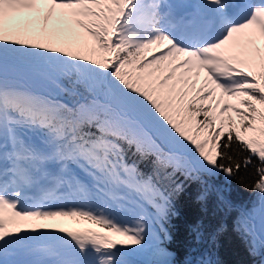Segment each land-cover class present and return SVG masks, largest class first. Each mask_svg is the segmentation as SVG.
<instances>
[{
    "label": "rangeland",
    "instance_id": "obj_1",
    "mask_svg": "<svg viewBox=\"0 0 264 264\" xmlns=\"http://www.w3.org/2000/svg\"><path fill=\"white\" fill-rule=\"evenodd\" d=\"M207 2L217 4L216 0H191L176 6L177 1L172 4V0H70L65 3L0 0V47L7 49L2 30L20 25L28 27L31 34L24 48L42 58L45 66L39 71L48 80L37 85L25 72L10 68L0 51V99L6 100V107L0 109V155L5 161H16L10 172L23 178L24 183L18 190L32 185L44 196L62 198L69 192L65 186L68 180H83L107 196L109 204H114L130 220L122 224L84 206L23 213L14 211L11 203L0 198V217L4 220L0 224V264H21L43 258H52L55 264H164L169 261L168 251L161 243L164 231L158 218L166 194L152 184L135 180L122 162L107 160L97 148L86 149L81 143H74L73 138L65 139L66 128L56 133L34 119V106H58L65 101L55 75L61 73L64 63H70L77 70L84 69V63L97 60L101 69H105L100 57L102 49L96 50L98 42L94 36L100 32L98 28L104 29L101 33L105 37L111 33L115 39L124 35L143 51V64L136 69L138 80L149 84L153 80L151 70L167 69L180 81L182 92L208 108L217 127L232 130L264 157V129L257 126L250 134L242 128L246 125L244 118L248 117L243 112L249 109H245L247 96H253V100L257 95L252 91H257L264 98V28L261 26L264 19L258 21L253 16L247 25L237 29L223 25L224 36L219 43L202 49H186L178 61L175 58L181 49L173 46L167 34L160 37L152 30L158 24L162 27L163 20L170 16L159 10L163 6L170 11L176 7L177 11L189 4L203 12ZM106 23L109 29H105ZM99 42L102 45L104 40ZM190 52H194L191 57ZM217 53L228 73L236 79L233 83L226 84L224 77L207 64ZM79 64L83 65L78 67ZM163 79L157 90L167 96L164 85L168 81ZM132 92L134 87L118 88L111 96L104 91V98L120 113L121 118H114L118 128L132 133L138 146L156 153L175 168L186 173L212 171L214 153L189 157L198 143L192 136L195 124H181L173 105L158 103V99L147 98L140 91ZM26 99H32L34 106L27 104ZM249 107L264 110L261 102ZM69 144L71 148L67 147ZM49 178L56 184L43 192L42 183ZM72 187L75 185L69 188ZM81 200L87 204L86 197ZM11 218L18 223L21 219V225L11 227ZM52 223L56 226L49 228ZM254 229L257 234L254 243L260 245L264 241V199L255 215Z\"/></svg>",
    "mask_w": 264,
    "mask_h": 264
},
{
    "label": "trees",
    "instance_id": "obj_2",
    "mask_svg": "<svg viewBox=\"0 0 264 264\" xmlns=\"http://www.w3.org/2000/svg\"><path fill=\"white\" fill-rule=\"evenodd\" d=\"M105 29H108L107 23ZM97 30L100 32L94 36L98 42L96 50L102 49L100 57L105 69H101L97 60L79 64L78 67L83 65L84 69L77 70H73L70 63H64L61 73L55 75L62 90L61 97L67 102L41 107L30 102L35 109L34 119L45 124V129L57 133L66 128L65 139L73 138L74 143H81L86 149L97 148L107 160L122 162L135 180L152 184L166 194L158 213L164 231L161 243L170 261L164 264H262L264 241L260 245L254 243L257 235L254 218L264 199V157L232 130L217 127L208 108L182 92L180 81L167 69L151 70L153 80L149 84L138 80L136 69L143 64V51L132 46L124 35L109 47L101 33L104 29ZM1 33L7 49L0 47V51L8 64L25 72L37 85L41 81L46 83L47 78L39 71L42 58L24 48L31 34L29 28L20 25ZM99 39L104 40L102 45ZM183 56L184 52L180 51L176 61ZM74 58L81 60L78 56ZM163 78L168 81L164 85L167 96L157 90ZM109 86L115 90L134 87L133 94L140 91L147 98L158 99V103L176 107V117L181 124H195L192 136L198 143L189 157L214 153L212 171L186 173L138 146L132 133H126L114 123V118L121 116L104 98V91L112 95ZM252 93L257 97L253 101V96H247L245 109H249L243 112L248 117L244 118L246 125L242 127L250 134L257 126L264 129V110L249 107L257 102L264 106V98L262 100L257 91ZM4 102H1L3 107ZM70 133L74 136H69Z\"/></svg>",
    "mask_w": 264,
    "mask_h": 264
},
{
    "label": "bare ground",
    "instance_id": "obj_3",
    "mask_svg": "<svg viewBox=\"0 0 264 264\" xmlns=\"http://www.w3.org/2000/svg\"><path fill=\"white\" fill-rule=\"evenodd\" d=\"M174 1H177L176 5H183L185 2L188 3L191 0H172V4L174 3ZM256 1V0H254ZM203 8H205L206 14H209L211 16H213L214 18L218 19L219 21H221L222 23H224V15L221 12L220 7H218L216 4H212L211 2H207L206 4L203 5ZM183 9V8H182ZM160 11H165L167 13L170 14L168 21H164L165 24L168 26H163L160 27L159 24L156 25L152 30L156 31V33H158V36H163V34H165V31L169 30L168 35H173L174 32V26L172 24H168L169 20L171 22V18H174V15H176L178 12V10L176 11V7H174L172 9V11H170V9L167 6H163L162 8L159 9ZM180 11V10H179ZM171 12V13H170ZM254 15L260 19H264V8H259L256 9L254 11ZM174 46V44H173ZM192 55H194V52H190L189 56L191 57ZM211 60L207 62V64L213 69L216 70V74L221 75L222 77H224V79L226 80V84L227 82L229 83H233L236 79L230 75L227 71V66H224V64H222V57L220 56V54H213L211 56ZM16 161H5L2 160L1 155H0V171L3 172H8L9 169H11L10 167L16 166ZM23 178H20L19 176H13V175H8L7 174V182H10V188L17 191V189L19 188V185L22 183H24V181L22 180ZM56 181L49 178L46 181H44L42 183V187L40 190L45 191H50L51 189H53L54 184ZM75 185V187H72L71 189L69 188L70 186ZM65 186H67L66 188L69 189V192L65 193L67 196V198H73L74 200L79 199L78 205L80 206H84V207H89L92 211L96 212V213H100L103 215V217L105 218H110L112 220H118L122 223H127L130 220H128V218L124 215L123 212H119L117 211V209L115 208L114 204H109L108 198L107 196H104L103 194H101L99 191H97L96 189L93 188V186L87 184L85 181L83 180H70L69 184H65ZM34 187L28 186L26 188V190L24 191H17V193L19 194L20 197L24 196L25 194L29 193L28 190H33ZM35 193L37 192L36 189H34ZM86 197V201L87 204H84L81 200L82 197ZM118 204L120 203V201H117ZM86 205V206H85ZM2 218L0 217V224H2ZM56 223H52L51 225H49V228L55 227ZM40 252V251H37ZM55 264V262L52 260V258H43V259H39V260H28L25 263H21V264Z\"/></svg>",
    "mask_w": 264,
    "mask_h": 264
}]
</instances>
